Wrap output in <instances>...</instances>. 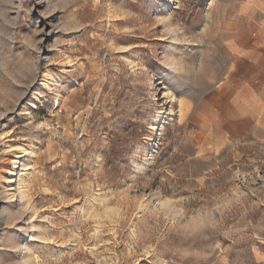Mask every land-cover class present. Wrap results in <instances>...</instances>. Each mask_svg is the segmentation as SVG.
Instances as JSON below:
<instances>
[{
    "label": "rangeland",
    "instance_id": "1",
    "mask_svg": "<svg viewBox=\"0 0 264 264\" xmlns=\"http://www.w3.org/2000/svg\"><path fill=\"white\" fill-rule=\"evenodd\" d=\"M0 264H264V0H0Z\"/></svg>",
    "mask_w": 264,
    "mask_h": 264
}]
</instances>
